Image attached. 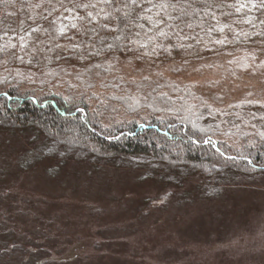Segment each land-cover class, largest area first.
I'll list each match as a JSON object with an SVG mask.
<instances>
[{
  "label": "trees",
  "instance_id": "1",
  "mask_svg": "<svg viewBox=\"0 0 264 264\" xmlns=\"http://www.w3.org/2000/svg\"><path fill=\"white\" fill-rule=\"evenodd\" d=\"M0 25V131L33 133L43 157L133 167L170 185L264 171V105L237 103L230 117L191 85L132 79L121 67L214 45L253 58L264 0H0Z\"/></svg>",
  "mask_w": 264,
  "mask_h": 264
},
{
  "label": "rangeland",
  "instance_id": "2",
  "mask_svg": "<svg viewBox=\"0 0 264 264\" xmlns=\"http://www.w3.org/2000/svg\"><path fill=\"white\" fill-rule=\"evenodd\" d=\"M226 48L121 67L132 79L191 85L232 117L237 103L264 105V40L249 59L217 55ZM33 138L0 131V264H264V171L170 185L133 167L55 162Z\"/></svg>",
  "mask_w": 264,
  "mask_h": 264
},
{
  "label": "snow or ice",
  "instance_id": "3",
  "mask_svg": "<svg viewBox=\"0 0 264 264\" xmlns=\"http://www.w3.org/2000/svg\"><path fill=\"white\" fill-rule=\"evenodd\" d=\"M104 3H109L110 0H103ZM133 3H135V0H133ZM85 7H88V5H85ZM91 7H95V5H91ZM103 11V10H102ZM84 19V21L86 23L91 22V23H95V21L92 20V13H88V16ZM102 19L108 20L110 19V14H106L104 17H102ZM73 28H76L77 25L76 24H72ZM100 27L105 30V31H115L116 29L112 28L109 24H101ZM33 31H35V29H33ZM59 33L61 35H63L65 33V29L64 28H60L59 29ZM141 47H144V45H141Z\"/></svg>",
  "mask_w": 264,
  "mask_h": 264
}]
</instances>
